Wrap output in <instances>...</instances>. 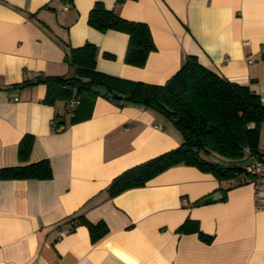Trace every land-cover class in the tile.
Returning <instances> with one entry per match:
<instances>
[{"label": "crops", "instance_id": "0c3cea01", "mask_svg": "<svg viewBox=\"0 0 264 264\" xmlns=\"http://www.w3.org/2000/svg\"><path fill=\"white\" fill-rule=\"evenodd\" d=\"M95 1L148 24L155 49L143 67L124 61L125 32L87 23ZM86 42L97 47V70L153 84L194 55L249 85L264 104V0H0V168L46 158L52 171L46 179H0V264H264V209L256 208L250 181H218L177 164L109 195L113 177L181 143L163 114L118 107L99 94L78 106L79 119L53 131L64 101L43 102V83L13 86L39 74L71 75L69 48ZM25 134L33 141L20 160ZM217 191L216 200L195 204ZM77 214L108 231L95 241L86 225L69 231L65 221ZM187 217L212 239L177 232Z\"/></svg>", "mask_w": 264, "mask_h": 264}, {"label": "trees", "instance_id": "16d2710c", "mask_svg": "<svg viewBox=\"0 0 264 264\" xmlns=\"http://www.w3.org/2000/svg\"><path fill=\"white\" fill-rule=\"evenodd\" d=\"M87 23L101 32L112 29L128 35L124 53L127 64L143 67L149 53L155 49L147 23L126 19L114 9L105 7L101 1H95L90 8ZM96 53V45L90 42L70 47L66 59L72 66L71 75L39 74L13 86L23 88L43 83L46 86L43 102L53 105L58 100L64 101V112L55 113L53 117V131L62 130L68 123L79 119L78 106L83 102L91 103L99 95L93 90L94 86L104 87L106 92L101 96L118 107L137 104L160 112L173 123L182 136L181 143L113 177L106 187L109 195L143 186L152 177L177 164L211 172L218 181H249L248 163L245 164L244 160L261 156L262 129L264 135V104L259 93L249 85L230 81L207 68L194 55H187L178 70L163 84H153L97 70ZM104 55L108 58L113 56L109 53ZM70 99L77 100L71 111L67 107ZM32 141L30 134L20 139V160L27 159ZM51 175V166L46 158L0 168V179H46ZM204 199H198L195 204L207 203ZM65 223L69 231L80 224L86 225L91 241L108 231L103 221L91 223L82 214L69 217ZM176 230L180 233L196 232L205 241L212 239V235L201 231L197 220L189 217Z\"/></svg>", "mask_w": 264, "mask_h": 264}, {"label": "built area", "instance_id": "2783aa9c", "mask_svg": "<svg viewBox=\"0 0 264 264\" xmlns=\"http://www.w3.org/2000/svg\"><path fill=\"white\" fill-rule=\"evenodd\" d=\"M77 104V100L70 99L67 107L69 111L73 110ZM248 152V149H245ZM247 171L250 174L249 181L251 182L254 192V204L258 209H264V150L261 152V156L251 157V162L246 166Z\"/></svg>", "mask_w": 264, "mask_h": 264}, {"label": "water", "instance_id": "95a60500", "mask_svg": "<svg viewBox=\"0 0 264 264\" xmlns=\"http://www.w3.org/2000/svg\"><path fill=\"white\" fill-rule=\"evenodd\" d=\"M93 90H94L95 92H97L98 94H100V95H103V94H105V92H106V90H105L104 87H102V86H94V87H93ZM218 196L220 197V193H219V191H217V192L213 193L212 195L208 196L207 198L204 199V201H205V202H212V201L216 200V198H217Z\"/></svg>", "mask_w": 264, "mask_h": 264}]
</instances>
